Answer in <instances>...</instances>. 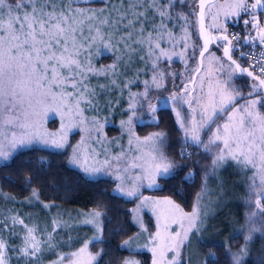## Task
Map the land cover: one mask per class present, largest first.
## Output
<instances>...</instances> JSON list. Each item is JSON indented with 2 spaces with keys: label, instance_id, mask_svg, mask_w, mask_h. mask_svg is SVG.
Returning a JSON list of instances; mask_svg holds the SVG:
<instances>
[{
  "label": "snow or ice",
  "instance_id": "6c2138e0",
  "mask_svg": "<svg viewBox=\"0 0 264 264\" xmlns=\"http://www.w3.org/2000/svg\"><path fill=\"white\" fill-rule=\"evenodd\" d=\"M181 2L182 0H175V4ZM79 5L80 0H0V158L9 160L13 150L27 148L34 142L43 140L44 135H60L59 142L53 140L51 143L56 147L64 146L68 125L62 122L58 133H43L40 129L44 120L56 119L59 116L62 121L68 117L84 123L81 105L92 107L96 96V90L90 88L88 84L90 77H107L109 73L115 76L117 62L122 59L121 55H117L112 64L95 68L92 64L94 54L96 59L111 51L122 52L129 60L132 55L138 56L141 61L147 57L152 59L154 70L157 68L156 61L161 56L171 59L161 47L160 41L164 39L166 33L171 42L172 34L164 21L173 19L172 9L175 6L173 0H117V3L109 0V3L99 9ZM205 7L206 0H199L201 29ZM232 7L251 14L255 22L257 18L254 13L257 9L264 8V0H253L250 4L247 0H236ZM195 10L193 8V11ZM236 14L233 12V15ZM177 17L187 20L183 13H177ZM245 23L247 24L248 21ZM259 35L261 43H264V28L260 29ZM212 39L228 41L227 36H205L200 56L208 50V43ZM184 48L186 50L187 45H184ZM224 53L229 60L232 59L229 47H224ZM179 55L182 56L183 53ZM232 63L236 62L233 60ZM256 64H259L258 71L264 76V53H261ZM236 67L239 68V65ZM242 71L253 76V73L248 72L247 69ZM261 76H255L254 80L259 83L253 84L254 91L259 95L249 100L246 106L235 107L233 104L235 97L228 93L226 88L220 90L219 105L216 103V97L209 93L207 104L201 105L203 122L201 127L207 126L211 131L214 126L215 132L207 143L201 140L195 122L191 129V140L194 144L202 145L206 152L210 151V145H216L218 149L211 160L213 174L229 159L238 164L242 170L251 169L253 172L249 190L254 199L250 197L247 203L253 205L255 210L247 216L248 234L244 236L245 244L241 249L233 253L225 245L228 248L226 255L230 259V264H244L254 234L264 239V204L261 203L264 199V112L260 110L264 108V78ZM109 82L112 85L116 84L115 79H110ZM152 82L157 88L162 87L159 78L155 75ZM144 83L147 85L148 82ZM124 86L127 87V84ZM105 87L106 85H99L101 90ZM184 91H188L187 86H184ZM143 95L147 96V90ZM173 98L175 99V96ZM148 107L152 113L155 112L151 104ZM238 113L243 114L238 115ZM222 114L227 115V119L223 124H216V120L221 119ZM135 115L133 111L132 116ZM132 116L127 121L129 125ZM163 135V133H153L145 138V142L159 140ZM185 136H188L187 129ZM43 143L47 145L49 141L43 140ZM79 147L78 144L74 149L73 163L81 164L85 172L100 171L99 168L88 167L89 156L83 153L78 155L76 149ZM89 151L93 152L94 149ZM153 151L159 154V158L154 156L152 158L154 163L147 170L151 182L149 186L155 184L157 177L168 179L174 175L171 171L174 167L173 162L163 155L155 143ZM181 155L183 156L184 153ZM113 159L119 160L120 157ZM104 163L110 167L112 165L107 159ZM132 167L137 165L133 164ZM26 179L30 180V177ZM119 191L123 192V189ZM124 195L135 196L136 191H128ZM32 197L39 199L37 190H32ZM155 203H164L171 207L170 217H166L155 235L150 237L154 244L152 251L158 256V259L153 260V264H190V260L182 259L181 253L186 246H191L190 234L200 232L203 225L199 197L192 212H184L171 200ZM45 207L50 206L45 205ZM103 216L104 213L100 211L94 210L89 213L83 223L92 225L96 235L83 242V246L76 252L61 255L53 264L97 262L101 253L93 254L89 251V245L102 239L105 227L101 219ZM169 218L171 223L178 225L179 230L169 231ZM8 219L11 220L12 225L17 223L24 225L23 220L18 217L13 216ZM108 222L111 223L110 220ZM258 223L259 228L256 226ZM0 226L7 227V220L0 221ZM59 226L54 220L53 231ZM24 228L27 230V235L23 247L17 248L16 251L25 258L26 264H38L40 259L38 254L42 252L41 242L33 234V228H28L27 225H24ZM115 231L118 235L119 230ZM240 235V232H235L233 238H238ZM45 243L49 248L54 247L51 234ZM129 244L130 241L125 240L121 247ZM6 247L5 241L0 238V264H7ZM168 253H172L171 258ZM211 256L214 254H211L209 259ZM124 264H135V262L125 261ZM213 264H218V258ZM261 264H264V260Z\"/></svg>",
  "mask_w": 264,
  "mask_h": 264
},
{
  "label": "rangeland",
  "instance_id": "374dc122",
  "mask_svg": "<svg viewBox=\"0 0 264 264\" xmlns=\"http://www.w3.org/2000/svg\"><path fill=\"white\" fill-rule=\"evenodd\" d=\"M111 2L117 3V0H111ZM173 2L175 4V0H173ZM107 3H109V0H88V2H86V0H80L79 6L99 9L104 7ZM235 3L236 0H218L213 4L214 6L211 5L207 10L208 23L210 29L212 28V32L213 29L220 28L227 22L233 21V17L239 18L242 10L233 8L232 5ZM233 12L237 14L233 15ZM214 16L215 19H213ZM172 17L173 19H165L164 21L172 34L171 42L166 33L164 34V39L160 41L161 47L171 56V59L161 56L160 59L156 61L157 68L154 70L152 67V59L147 57L144 61H141L138 56L132 55V58L129 60L122 52L111 51L106 52L101 55L99 59H96L94 54L92 64L95 68H101L102 66L112 64L117 55H121L122 59L117 62L118 67L115 76L109 73L107 77H90L88 84L90 88L96 90V96L92 107L81 105L84 123H80V121L75 118L69 119L68 117H65L62 121L59 116L56 119H46L40 129L43 133H58L62 122L68 125L65 132L66 142L64 146L56 147L51 143L53 140L60 141L61 138L58 134L44 135L43 140L49 141L47 145L43 143V140H40L29 146L45 147L54 150L67 149V151H69L67 159L68 165L80 170L89 178H109L113 181L114 193L125 198H137L138 200L132 208V215L138 230L135 234L125 239L129 240L130 244L129 246L122 247V249L129 252H149L151 264H153L154 259H158V256L154 255L152 251L154 244L150 237L155 235L159 226L164 223L165 218L170 217L171 207L164 203L155 202L171 200L174 204H179L168 196L146 194L147 190L157 189L160 186L161 180V178L157 177L155 184L149 186L151 182L148 178L147 170L154 163L152 158L154 156H156L157 159L159 158V154L153 151V144H156L165 157L170 161L172 160L165 152V135L159 140H149L145 142L146 137L153 133H163L162 131L139 134L136 130V125L146 120L141 118L139 112L142 100L146 98L147 101H150V99L147 98L150 89L153 87L159 89L152 82L153 76L155 75L159 78L162 86L166 85L167 78L170 79L172 77L173 79L175 73L171 70H169V72L160 70V67H163V62L172 63L178 60L187 66L190 61L191 53L194 51L195 42L191 20L188 18L187 20L179 19L177 15L173 13V9ZM244 20H246V18ZM157 24H159V21H157ZM214 25H219V27H214ZM161 31H163V29H161ZM184 45H187L186 50ZM180 53H183V55H179ZM140 54L143 55V53ZM193 68L195 69L196 66ZM161 73L163 74L162 76L160 75ZM110 79H115L116 84L112 85L109 82ZM145 81L148 82L147 85L144 83ZM101 84L106 85L104 90L99 88ZM125 84H127V87L124 86ZM222 88H226L228 93L235 97L233 104L237 108L246 106L247 102L253 99L247 98L239 102V104L236 103L241 96L234 88L232 70L214 53H210L205 59L204 68L195 83L194 92L192 94V109L193 113L196 115L194 122L197 128L205 129L207 127H201L203 123L201 120V105L207 104L209 93L216 97V103L219 105V93ZM146 90L147 96L143 95ZM187 92L188 93L185 94L184 97L185 102L191 98V90L188 89ZM158 103H162V100ZM133 111L136 113L135 116H132ZM242 114L243 113H238V115ZM206 115L207 113H205V116ZM130 116H132L131 125L127 123ZM51 123L56 124V126L52 127ZM137 137L139 140H137ZM81 141H83L82 144ZM129 141H131V143H129ZM78 144L80 147L76 149L77 154L83 153L88 155V167L99 168L100 171L85 172L81 164L73 163L74 149ZM18 149L22 148L13 150L12 155ZM93 149V152L89 151ZM217 150L218 149H216V152ZM114 157H120V159L114 160ZM106 159L112 162L111 167L104 163ZM5 161L6 160L3 158H0V164ZM133 164L137 165V167H132ZM171 171L174 172V168ZM252 175L253 172L251 169L242 170L241 167L231 159H229L223 167L219 168L215 174L212 173L211 166L209 167L205 175V177L207 176V180H204L202 192L198 196L203 225L201 226L200 232L190 234L191 246H186L182 250V259L190 260V264H206L207 258L213 253L205 252V250L201 248V245L224 241L227 238L229 239L235 232H242L243 245L245 244L244 236L248 234L247 216L255 210L253 205L247 203L248 199L251 197L249 184ZM138 177L139 179H137ZM258 182L257 178V183ZM119 189H123V192L119 191ZM128 191H136V195H124V193ZM198 197L194 207L197 205ZM145 198H147V200H145ZM251 198L254 199V197ZM55 204L56 203L53 202H43L40 198L37 200L32 197V195L28 198L17 199L11 194L2 191L0 187V221L7 220L8 224L7 227L0 226V238H2L7 245L5 249L7 264H26L25 258L21 257L20 253L16 251L17 248L23 247L24 238L27 235V230L24 228V225H27L28 228H33V234L36 239L41 242L42 252L38 254L40 256L38 264H53L61 255L76 252L83 246V242H87L96 235L93 226L84 224L83 220L94 210H100H71ZM45 205H49L50 207H45ZM179 207L183 209L184 212H192L194 208L193 207L192 210H185L180 205ZM240 211H243L241 217H239ZM146 214L153 217L155 225L154 230L150 229ZM13 216L23 220L24 225L19 223L12 225L11 220L8 218ZM54 220L60 225L55 231H53ZM256 226L259 228V223ZM185 227H187L186 221ZM160 230L163 232L162 228H160ZM177 230H179L178 225L171 223L169 218V231L175 232ZM49 234L52 236V244L54 245V247L51 248L45 243ZM87 235H89L88 238ZM257 237L259 236L254 234L253 241L248 246L247 255L251 252V249H253V244L256 243ZM81 239L84 240L81 245L76 248L75 245L78 241H81ZM18 240L19 243L17 247L13 249V252H10V248H13L12 244H14V242L16 243ZM91 245L92 244L89 245L90 252L93 254L97 252L102 253L101 250H92ZM238 251H235V253ZM168 256L171 258L172 253H168ZM100 257L101 254L98 261ZM40 261L42 262L40 263ZM125 261L142 264L144 259L131 255L127 256L122 264H124ZM97 262H94V264H97Z\"/></svg>",
  "mask_w": 264,
  "mask_h": 264
},
{
  "label": "trees",
  "instance_id": "16d2710c",
  "mask_svg": "<svg viewBox=\"0 0 264 264\" xmlns=\"http://www.w3.org/2000/svg\"><path fill=\"white\" fill-rule=\"evenodd\" d=\"M198 1L182 0L181 3L174 4L173 13L176 15L177 13H183L192 22L195 48L191 53L187 66L178 60L172 63L163 62V67L161 66L160 70H163V72L171 70L175 73L173 79L172 77L167 78L166 85L159 87V89H155V87L150 89L147 96L150 101L144 98L139 111L141 118L146 120L136 125L139 134H147L152 131H162L164 133L165 152L174 165V175L168 179L161 178L160 186L155 190H147L146 194L171 197L185 210H192L197 197L202 192L205 175L211 166V160L217 149L216 145H210V151L206 152L202 145L197 146L193 143L191 129L196 118L192 109L193 100L189 98L185 102V94L176 96L172 91L173 89L177 93L182 92L184 86H188L192 81L198 68V56L202 50L197 22ZM247 2L250 4L251 0H247ZM193 8L196 10L193 11ZM249 15V13L241 11L238 19L224 24L227 34L229 30L235 28L242 31L243 35L246 36L249 32V26L245 21ZM245 18L246 20H244ZM262 20L264 23V12ZM211 29L209 26L210 31ZM218 29L215 28L211 32L217 35L216 31ZM243 47L233 44L232 56L241 65L247 67L246 60L242 55ZM210 53H214L232 70L234 88L241 96L236 101L237 104L247 98H255L256 95H259L253 89V84L258 83L247 77H239L235 73L233 65L223 58L219 48L212 47L206 57ZM250 93H253V95L250 96ZM163 99L167 100L166 104L158 103ZM149 104L155 108L154 113L149 110ZM260 110L264 112V108ZM225 119L226 115L222 114V118L217 119L216 124H221ZM51 126L54 127L56 124L51 123ZM185 129L188 130L187 137L185 136ZM214 131V126L211 131L208 130V127L199 129L201 140L207 143ZM181 153H184V155L182 156ZM68 155L69 151L67 149L54 150L36 146L18 149L9 160L0 164V187L2 191L17 199H24L32 195V190H37L40 200L46 203L53 202L57 206L71 210H100L104 213L102 220L105 225L102 239L93 242L91 245L92 250H102L97 264H122L125 258L131 255L144 259L142 264H151L149 252H129L121 247L122 241L138 230L132 215V208L138 199L125 198L114 193L113 181L109 178L87 177L80 170L68 165ZM26 177H30V180ZM186 177L187 180H185ZM261 203L264 204V199ZM242 212L240 211L239 217H241ZM146 218L150 229L154 230L153 217L146 214ZM109 220L111 223L108 222ZM117 229L119 230L118 235L115 231ZM83 240L78 241L75 247H79ZM18 243L19 240L14 244L11 243L13 248H10V252H13ZM225 245L233 253L240 250L243 246L242 232L238 238H233L232 235L224 241L201 245L205 252L214 254L211 259H209V255L206 264H213L216 258H218V264H230V259L226 255L228 248ZM262 260H264V239L257 237L253 249L244 258V264H261Z\"/></svg>",
  "mask_w": 264,
  "mask_h": 264
},
{
  "label": "built area",
  "instance_id": "2783aa9c",
  "mask_svg": "<svg viewBox=\"0 0 264 264\" xmlns=\"http://www.w3.org/2000/svg\"><path fill=\"white\" fill-rule=\"evenodd\" d=\"M253 0H251V3ZM264 12V8H259L256 10L254 15L257 20L254 22L252 20V15L250 14L248 19L249 32L246 36L243 35L242 31L237 30L235 28L229 30L228 36L231 42L238 46H244L242 48V53L245 54L243 57L246 60L247 67L256 75L261 76L258 71L259 64H256V60H258L261 56V53H264V43L260 41V29L264 28V23L262 20V14ZM256 64V67L253 68V65ZM264 78V76H261Z\"/></svg>",
  "mask_w": 264,
  "mask_h": 264
},
{
  "label": "water",
  "instance_id": "95a60500",
  "mask_svg": "<svg viewBox=\"0 0 264 264\" xmlns=\"http://www.w3.org/2000/svg\"><path fill=\"white\" fill-rule=\"evenodd\" d=\"M217 0H206V7H205V15H204V19H203V28L201 29V22H200V18H199V1L197 3V22H198V33H199V37L202 43V50L203 51V45H204V40H205V36H211V37H221V36H225V35H215L213 34L210 30H209V26H208V20H207V10L208 7L211 4H214ZM221 43H225L226 46L224 47H229V54L231 55L232 59L229 60L228 56L225 55L224 53V47H221L220 44ZM212 47H217L220 49L223 58L230 63L231 65H233L235 73L239 76V77H247L250 78L252 80H254V77L256 76L248 67H245L243 65H241L237 60H235L232 56V42L228 37V41H225L223 39H212L209 43H208V50L206 52H204L203 56H198V68L196 70V72L194 73L193 79L192 81L188 84L187 89L191 90L190 96L192 98V94L194 92V87H195V83L199 77V75L201 74L203 68H204V59L206 57V55L210 52V50L212 49ZM235 61L236 63L233 64L232 61ZM236 65H239V68L236 67ZM244 69H247L248 72H252L253 76H249L247 74V72L242 71ZM255 82L259 83L257 80H254Z\"/></svg>",
  "mask_w": 264,
  "mask_h": 264
},
{
  "label": "flooded vegetation",
  "instance_id": "af4514ba",
  "mask_svg": "<svg viewBox=\"0 0 264 264\" xmlns=\"http://www.w3.org/2000/svg\"><path fill=\"white\" fill-rule=\"evenodd\" d=\"M217 1H218V0H217ZM217 1H216V2H217ZM214 4H215V3H214ZM211 5H213V4H211ZM211 5L208 7V9L211 7ZM234 19H237V18L233 17V20H234ZM216 33H217V35H225V36L229 37L228 34H227V30H226V28L224 27V25H223L222 27H220V28L218 29V31H216ZM220 46H221V47H224V46H226V44H225V43H221ZM232 46H233V43H232ZM172 91H173V94L176 95V96L179 95V94L182 95V94H187V93H188V92H185L184 89H183L182 92H180V93L175 92L173 89H172ZM166 102H167V100H166V99H163V100H162V103H160V104H166Z\"/></svg>",
  "mask_w": 264,
  "mask_h": 264
}]
</instances>
